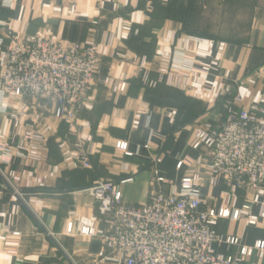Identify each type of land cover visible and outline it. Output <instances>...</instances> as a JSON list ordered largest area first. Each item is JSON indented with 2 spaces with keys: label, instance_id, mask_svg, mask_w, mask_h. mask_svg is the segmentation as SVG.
<instances>
[{
  "label": "crops",
  "instance_id": "1",
  "mask_svg": "<svg viewBox=\"0 0 264 264\" xmlns=\"http://www.w3.org/2000/svg\"><path fill=\"white\" fill-rule=\"evenodd\" d=\"M0 0V35L11 28L21 37L53 36L100 45V73L79 112L88 123L95 151L86 167L71 155L78 137L54 115L47 100H4L8 111L30 107L29 116L15 128L0 114V133L7 150L0 153V264H114L112 249L97 236L81 233L83 227L103 229L98 203L88 189L100 180L115 182L126 205L145 203L159 186L177 183L198 172L209 157L205 148L192 147L197 127L219 126L226 118V103L237 94L245 105L259 100L264 88V0ZM122 55L127 58L123 59ZM145 58L151 77L175 60H186L205 71L185 77L180 86L160 83L145 86L138 62ZM107 75L127 80L124 93L115 94L101 82ZM26 124L28 126H26ZM31 125V126H29ZM33 128L44 135L38 143L40 159L17 153L18 145ZM128 143L126 155L117 143ZM37 144V143H35ZM64 144V146H62ZM0 145V149L2 148ZM10 154V155H9ZM185 156L197 162L177 169ZM13 176L5 178V173ZM201 210L250 205L239 219L219 218L213 230L252 246L264 241V212L256 225L249 213L260 214L264 197L245 188L226 185L202 190ZM73 223L72 232L67 226ZM239 246L217 245L219 252L237 254ZM254 256L245 264H255ZM264 264V260H263Z\"/></svg>",
  "mask_w": 264,
  "mask_h": 264
},
{
  "label": "built area",
  "instance_id": "2",
  "mask_svg": "<svg viewBox=\"0 0 264 264\" xmlns=\"http://www.w3.org/2000/svg\"><path fill=\"white\" fill-rule=\"evenodd\" d=\"M6 1L7 6L12 4V0ZM57 1L75 5L76 0ZM5 25L0 20V26ZM134 60L138 62L142 83L153 88L163 82L180 86L185 77L205 73L192 62L175 60L154 79L145 58L134 57ZM100 69L98 43H79L46 35L21 37L8 28L0 35V114H6L14 127L20 128L24 119L30 117V107L23 105L21 109L8 111L4 105L8 96L50 101L55 117L64 120L70 132L78 137L76 150L71 155L89 167L95 143L91 133L85 134L90 125L80 123L78 114L86 106ZM101 82L115 94L124 93L129 87L127 80H117L111 75L103 77ZM24 135L35 143L44 141V135L37 129L30 128ZM4 138L0 133V139ZM35 143L18 145L17 153L39 160V146ZM6 146L2 145L0 152L9 148ZM116 147L131 155L127 142L119 141ZM192 147L208 151L209 157L201 171L185 174L179 182L168 184V189L162 187L167 184L163 177L154 178L159 187L141 205H126L119 186L113 181L100 180L88 189L98 203L100 220L106 227H83L81 233L97 236L108 245L114 264H245L254 256L258 259L255 264H263L264 241L242 245L237 237H223L212 227L219 218L239 219L243 210H250V205L234 210L220 207L205 211L201 206L202 190L206 186L224 184L231 190L248 188L264 197V88L259 100L248 105L240 94L235 95L226 103V118L219 126L207 123L196 128ZM0 159L2 163L11 161L2 153ZM196 162L191 156H185L177 163V169L192 167ZM8 176H13V172H8ZM263 212L264 200L261 213H249L247 222L256 225ZM72 229L73 223H69L67 232L71 233ZM222 243L228 247L239 246L238 253L219 252L217 245Z\"/></svg>",
  "mask_w": 264,
  "mask_h": 264
},
{
  "label": "rangeland",
  "instance_id": "3",
  "mask_svg": "<svg viewBox=\"0 0 264 264\" xmlns=\"http://www.w3.org/2000/svg\"><path fill=\"white\" fill-rule=\"evenodd\" d=\"M36 143H37L36 145L38 146V143H41V141H36ZM31 160H33V159H31ZM33 161H35V160H33ZM36 161H38V160H36ZM11 172H13V171H11ZM4 174H5V175H4L5 178L8 180V177H9V176H8V173H5V172H4Z\"/></svg>",
  "mask_w": 264,
  "mask_h": 264
},
{
  "label": "trees",
  "instance_id": "4",
  "mask_svg": "<svg viewBox=\"0 0 264 264\" xmlns=\"http://www.w3.org/2000/svg\"><path fill=\"white\" fill-rule=\"evenodd\" d=\"M140 78V77H139ZM140 80H141V78H140ZM128 84H129V82H128Z\"/></svg>",
  "mask_w": 264,
  "mask_h": 264
}]
</instances>
